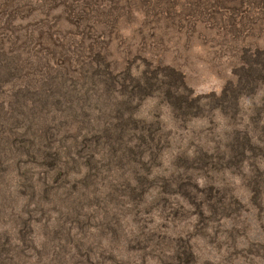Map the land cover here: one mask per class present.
I'll return each mask as SVG.
<instances>
[{"label": "rangeland", "instance_id": "374dc122", "mask_svg": "<svg viewBox=\"0 0 264 264\" xmlns=\"http://www.w3.org/2000/svg\"><path fill=\"white\" fill-rule=\"evenodd\" d=\"M0 264H264V0H0Z\"/></svg>", "mask_w": 264, "mask_h": 264}, {"label": "trees", "instance_id": "16d2710c", "mask_svg": "<svg viewBox=\"0 0 264 264\" xmlns=\"http://www.w3.org/2000/svg\"><path fill=\"white\" fill-rule=\"evenodd\" d=\"M253 78H255V76ZM241 146H242V144H241Z\"/></svg>", "mask_w": 264, "mask_h": 264}]
</instances>
